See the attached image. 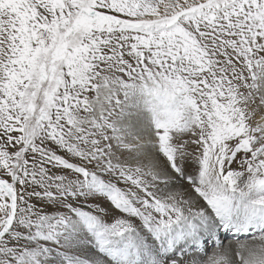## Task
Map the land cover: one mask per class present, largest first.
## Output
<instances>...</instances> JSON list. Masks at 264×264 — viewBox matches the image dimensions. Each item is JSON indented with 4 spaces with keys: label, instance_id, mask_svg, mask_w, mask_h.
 <instances>
[{
    "label": "snow or ice",
    "instance_id": "snow-or-ice-1",
    "mask_svg": "<svg viewBox=\"0 0 264 264\" xmlns=\"http://www.w3.org/2000/svg\"><path fill=\"white\" fill-rule=\"evenodd\" d=\"M0 264H264V0H0Z\"/></svg>",
    "mask_w": 264,
    "mask_h": 264
}]
</instances>
